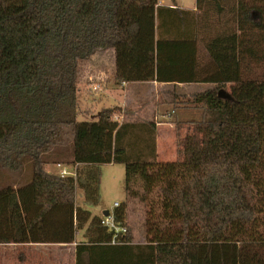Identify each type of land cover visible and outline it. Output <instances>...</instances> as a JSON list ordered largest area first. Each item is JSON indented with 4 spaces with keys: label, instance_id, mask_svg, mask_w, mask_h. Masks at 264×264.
I'll return each instance as SVG.
<instances>
[{
    "label": "trees",
    "instance_id": "1",
    "mask_svg": "<svg viewBox=\"0 0 264 264\" xmlns=\"http://www.w3.org/2000/svg\"><path fill=\"white\" fill-rule=\"evenodd\" d=\"M159 2L0 0V169L18 172L30 156L48 164L68 129L76 171L52 176L35 162L28 185L0 190V245H70L82 232L76 264H264V0L200 29L208 58L186 31L159 34L157 82L215 86L208 96L173 92L172 112L201 111L176 121L174 162H158V123L134 111L124 109L122 122L114 121L120 107L79 120L85 62L124 46L141 53L139 67V11ZM228 84L233 94L220 89ZM111 164L125 166L128 198L141 182L143 202L154 191L161 199L146 244L128 229L126 244L112 246L113 233L86 208L98 207L101 168ZM127 206L115 213L128 228Z\"/></svg>",
    "mask_w": 264,
    "mask_h": 264
},
{
    "label": "rangeland",
    "instance_id": "2",
    "mask_svg": "<svg viewBox=\"0 0 264 264\" xmlns=\"http://www.w3.org/2000/svg\"><path fill=\"white\" fill-rule=\"evenodd\" d=\"M134 12L135 11H133V13ZM114 54L115 63L110 53L99 51L88 59L82 67L77 90L78 102L83 112L79 117L81 122L94 120L95 116L98 115L103 108L114 107L119 109L124 101V90L119 84H116L114 80L117 76L124 77L125 74L131 76L132 68L130 65L138 60L141 53L136 52L134 57L128 58L129 63L123 64L122 60L121 65L117 64V52H114ZM101 79L108 81L111 88L110 92L100 94L103 90L98 93H94L90 90V85L92 83L104 82ZM234 88L235 85L232 84L220 86L221 90L231 94H233ZM214 89L215 86L210 85H204V87L184 86L175 88L174 86H168L164 88H153V86L146 84L143 85L140 92L138 91L139 100L131 107L125 108L134 111L136 113L134 117L158 123L156 147L157 151H159V155L157 154L159 163H170L177 159V133L175 123L178 121L179 117L177 118V115L172 113V108L168 104L173 96V92L179 95H187L188 97L193 96V94L204 92L208 96ZM120 110L121 111H117L116 116L121 117V121H124V109L120 108ZM188 113H192V118L196 119L199 118L201 111ZM168 115L172 117L166 118ZM65 132L64 142L59 146L60 148L54 147L52 149L54 155L49 160H44V162H48V164H41V157L39 156H30L24 160L23 167L18 172L0 169V190L13 185L15 188H23L28 185L32 180L35 162L38 163L39 169L52 176H58L61 171L60 168L64 166L72 173L73 166L71 164L72 157L70 148L72 138L70 130L66 129ZM61 152H64L62 156L55 157V155ZM59 164L61 166L60 168ZM125 178L126 169L124 165L111 164L102 166L100 203L98 207L86 208L92 212L93 216L101 217L104 211L114 212L116 204H119L120 207L125 204L128 205L126 223L132 235L133 242L135 244H146L150 225L159 220L162 209L161 199L157 191H154L147 196L145 202H143L141 199V197H143V186L141 182L137 183L134 187V191L137 195L128 198L125 190Z\"/></svg>",
    "mask_w": 264,
    "mask_h": 264
},
{
    "label": "crops",
    "instance_id": "3",
    "mask_svg": "<svg viewBox=\"0 0 264 264\" xmlns=\"http://www.w3.org/2000/svg\"><path fill=\"white\" fill-rule=\"evenodd\" d=\"M240 4L245 6L249 4V6L253 7L254 0H160L157 6L139 11L141 32L138 46L144 54L140 58L139 67L134 66V62L130 65L132 68L131 80L120 84L125 94L120 108L125 109L135 104L139 100L138 91H141L143 85L149 84L153 88L172 86L171 84L156 81V57L159 34L161 38L170 40L171 35L182 34V32L186 31L188 37H195V40H197L199 59L208 58L204 36H200V29L214 25V22L215 26L228 24L226 21L229 15L235 14ZM160 8L162 12L159 17L158 10ZM114 52H117L118 65H121L119 61L121 63L122 60L123 64L129 63L128 58L130 59L135 56L134 51L124 46H120L116 51H105V53H110L113 56V62L115 57ZM101 80L107 82V85L100 94L110 92L111 88L108 81L105 79ZM184 86L204 87V85L200 84L178 85V87ZM188 112L190 111L172 113L176 114L177 118L179 117V121L186 122L192 117V113ZM168 117L172 116H166V118ZM157 154L159 155V151H157ZM82 236V232L78 233L77 237L80 239L76 238V242L70 245H0V264H76L77 243L82 242Z\"/></svg>",
    "mask_w": 264,
    "mask_h": 264
},
{
    "label": "built area",
    "instance_id": "4",
    "mask_svg": "<svg viewBox=\"0 0 264 264\" xmlns=\"http://www.w3.org/2000/svg\"><path fill=\"white\" fill-rule=\"evenodd\" d=\"M105 83L106 82L92 83L90 85V90L94 93L101 92L103 88L106 86ZM114 121L122 122L121 117L119 116H115ZM60 167L61 166L59 165V168ZM60 169L61 171H60L59 176L61 177L71 176L73 178H76L75 169H73L72 173H70V170L65 166L61 167ZM119 207L120 205L116 204L114 208L116 210ZM115 210L114 212H108L107 216H104V215L101 216V226L108 229L110 232L113 233V238L111 241L112 246L125 245L126 243H124V239L128 235L129 231H128V228L122 222L118 220V218L116 217Z\"/></svg>",
    "mask_w": 264,
    "mask_h": 264
},
{
    "label": "water",
    "instance_id": "5",
    "mask_svg": "<svg viewBox=\"0 0 264 264\" xmlns=\"http://www.w3.org/2000/svg\"><path fill=\"white\" fill-rule=\"evenodd\" d=\"M103 215H104V216H107V215H108V212H105Z\"/></svg>",
    "mask_w": 264,
    "mask_h": 264
}]
</instances>
